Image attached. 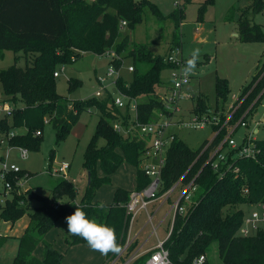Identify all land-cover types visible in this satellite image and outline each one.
<instances>
[{"label": "trees", "instance_id": "16d2710c", "mask_svg": "<svg viewBox=\"0 0 264 264\" xmlns=\"http://www.w3.org/2000/svg\"><path fill=\"white\" fill-rule=\"evenodd\" d=\"M209 4H214V0L200 3L198 21H203V12ZM146 9L157 17L164 16L151 0H0V51L22 49L34 55L26 67L14 63L0 70V81L6 95L4 100L16 105L11 118H0V130L7 133L19 127L25 128L24 133L10 140L11 145L39 151L42 135H36V131L42 130L43 133L46 119L52 123L59 143L88 108L97 107L100 115L96 132L85 151L83 168L87 181L80 191L71 180L63 178L52 190V199L33 191L19 194L20 186H17L18 178L15 176H23L24 171L10 173L12 196L4 205L0 204V221L15 223L22 217L29 218L19 237L13 264H63L65 252L48 242L46 235L77 207L87 214L88 219L114 228L117 243L122 248L130 220L124 204L129 200L131 190L116 187L113 201L104 203V208L98 207L101 201L96 196L102 186L113 184V175L123 164H129L136 170L135 189L149 183L150 178L141 168L146 142L114 129L110 120L119 119L122 115L128 120L131 114L121 113L111 93L103 99L93 97L66 102L57 91L54 72L59 64L78 60L85 52L100 55L115 52L117 56L112 57V62L118 69L127 57L133 58L134 62H151L145 72L134 65L132 81L127 82L120 77L117 85L124 94L138 99V121H153L159 113L166 111L160 91L169 85V81H163L162 71L169 69L170 64L160 55H153L147 44H132L131 32L143 22ZM263 11L264 0H249L241 10L237 20V39L240 42L264 43V25L254 20L255 15ZM168 16L180 27L186 17L184 4L176 5ZM123 21L127 22L126 26L122 25ZM176 45H182V41H177L172 47ZM200 63L197 61V65ZM263 71L264 63L257 67L250 82L244 86L241 96L246 97L235 119L251 105L249 113H252L260 103L264 95V92L260 94L264 75L261 79L259 77ZM80 84L78 79H69V90ZM217 92L227 100L230 88L225 79L218 78ZM192 99L196 112L203 113L210 108L204 93ZM124 122L127 124L126 120ZM100 139L105 143L100 144ZM257 148V159L235 160L241 169L240 175L227 171L221 178L219 172L206 164V155L199 156L201 147L193 149L178 136L172 142L162 174V191L172 186L187 170L186 181L200 172L194 195L198 202L188 214L176 217L170 237L165 242L173 264H192L196 257L207 256L213 242L218 243L224 264H264V226L253 235L239 233L247 216L241 205L251 207L264 203V140H257ZM245 188H248L246 194ZM64 196L68 200L56 208L53 203ZM65 242L67 249L87 243L71 233L65 236ZM40 244L43 247L41 258L34 254ZM128 253H131V248ZM112 255L109 252L106 259ZM149 255L147 252L130 264H143ZM206 264H211L208 257Z\"/></svg>", "mask_w": 264, "mask_h": 264}, {"label": "rangeland", "instance_id": "374dc122", "mask_svg": "<svg viewBox=\"0 0 264 264\" xmlns=\"http://www.w3.org/2000/svg\"><path fill=\"white\" fill-rule=\"evenodd\" d=\"M160 8L163 17H157L150 10L144 12V20L139 23L131 32L132 44L145 43L153 55H160L166 59L171 47L177 42L182 41L183 54L191 57L194 49H200V58L196 65L190 83L185 87L187 94L198 96L204 93L207 96L209 109L216 110L223 115L226 113L222 109H228L232 102L239 97L244 86L250 82L256 73L258 65L264 63V43L240 42L234 35L238 31L237 20L241 10L246 7L249 0H214V4H209L203 12V21H198V12L200 3L205 0H151ZM184 4L186 17L181 26L178 27L173 18L168 15L176 8V5ZM255 22L264 25V11L255 15ZM33 53H26L22 49H4L0 51V70L16 63L18 66L26 67L29 60L33 57ZM112 55L97 54L94 52H85L81 58L75 61L62 63L57 66L60 76L56 78L57 91L63 96L66 102H75L77 100H88L96 96L97 91H101L103 99L107 94L111 93L112 97L117 96L118 89L113 82L122 77L125 81L130 82L133 79V72L128 70L129 65H136L141 72H145L150 68L151 62L135 61L131 57L124 59L123 65L119 68V75L116 73L112 77H108L105 83H100L99 79L107 77L110 68L117 70L118 68L112 62ZM208 57V60L206 58ZM171 77L169 69L162 71V79L168 82ZM218 78L225 79L230 88L227 100L217 92ZM69 79H78L81 84L73 90H69ZM108 89V90H107ZM160 90V88L158 89ZM6 98L3 84L0 81V100ZM0 101V102H1ZM184 112L188 113L193 107L192 98H186L182 101ZM122 114L126 109L120 110ZM99 110L92 106L84 111L80 120L74 124L67 137L57 143L56 131L50 120L45 123L42 133V143L39 151L29 150L27 158L20 155L19 146H10V155L8 157L9 164L14 163L24 171V177H17V186H20L21 192H37L45 198L52 199V190L63 177L59 173H55L52 169L60 166L62 163L71 164L68 171L69 180L78 179L80 185L85 186L87 174L83 168L84 155L86 148L96 132V125L99 120ZM0 118L6 117L0 114ZM249 121L259 122L256 137L258 140H264V95L260 103L254 108L248 117ZM115 120H110L114 124ZM24 128V127H21ZM16 128L18 135L22 134L21 129ZM139 131V130H138ZM247 131V132H246ZM252 128L249 126L246 130L241 126L234 137L238 142H242L245 133L250 134ZM140 133V131H139ZM178 137L186 141L193 149L200 148L206 140L212 137L211 127L206 128H181L176 129ZM1 134V131H0ZM100 144H104L105 140L100 139ZM0 148V154L2 152ZM51 158L53 159L52 162ZM52 163V164H51ZM52 168V169H51ZM29 177H25L26 174ZM136 170L129 164H123L113 176V185H120L131 188L135 181ZM23 178V179H22ZM21 180V184L18 181ZM113 185H106L98 190V195L103 201H113ZM80 186V187H83ZM4 180L0 176V204L2 198H5ZM67 197L61 198L66 201ZM245 214L252 212L250 206L242 204ZM151 210V207H149ZM169 203H165L159 213L154 216L155 225L168 212ZM172 215L166 218V223L160 226L159 234H164L163 229L170 223ZM138 225L148 217L143 213L138 216ZM28 217H22L17 221L14 230L10 231V225L6 221H0V264H13L19 245V240L14 237L15 233L21 231L19 226L27 223ZM140 221V222H139ZM63 227L67 228L65 219H62ZM137 225V227H138ZM264 226V225H263ZM261 226V227H263ZM153 231V225L148 223L144 228L141 237ZM256 231H252V235ZM152 239L156 238L153 232ZM136 247L134 244L133 250ZM147 253V252H145ZM143 253V254H145ZM142 254V255H143ZM141 256V255H139ZM137 256L136 258H138ZM207 257L211 264H224L220 257L217 242H213L208 250Z\"/></svg>", "mask_w": 264, "mask_h": 264}, {"label": "built area", "instance_id": "2783aa9c", "mask_svg": "<svg viewBox=\"0 0 264 264\" xmlns=\"http://www.w3.org/2000/svg\"><path fill=\"white\" fill-rule=\"evenodd\" d=\"M123 26L127 25L126 21L122 22ZM107 55L117 56L115 52H108ZM72 58H75L73 56ZM190 59L183 54L182 45H176L171 48L167 55L166 61L170 64L171 77L169 79L168 87L161 89L162 99L166 111L158 114L153 121L140 122L137 118L138 99L128 96L120 91L117 80L114 85L118 89V95L113 97L114 104L119 109H126L125 113H130L131 116L125 118L122 115L119 119H115L112 124L114 129L129 137H138V139L146 142V147L142 155L141 168L145 175L150 178L149 183L141 189H133L130 193L129 200L124 204L126 213L130 216L128 230L125 242L122 245L121 251L118 254L112 255L104 264H116L117 261L122 260L121 264H130L137 256L142 255L138 253L132 254L127 252L134 246L135 240L140 234L134 231V226L137 221L138 215L141 212H147L148 223L153 225V232L157 235L158 226L153 222L154 214L149 210L151 203L158 201L161 205L169 203L170 213L172 215L170 221L169 232L164 239H158L157 244L150 252L149 257L143 264H173L169 249L165 246L166 240L170 237L175 219L179 216H185L197 204L198 201L194 199L197 190L196 178L199 173L192 176L186 181L189 170H187L172 186L164 189L162 174L167 161V153L178 134L176 129L181 128H206L211 127L213 135L206 140L201 146L200 155H206V164H210L212 168L219 172L222 178L227 171H231L236 175L241 174V169L236 165L235 160L239 158H253L257 159L259 149L257 148V138L252 131L247 134L242 142H238L234 137L237 129L241 126L247 127L249 125L248 117L251 113L252 105L242 114V116L235 119V114L239 110L242 100L246 96H239L236 98L226 115H223L216 110L208 109V111L200 113L194 110L195 104L188 113L184 112L182 101L192 96L187 94L184 89L190 83L193 75L185 76L182 69L186 65V61ZM134 65H129L128 70L133 72ZM119 69L115 70L110 68L107 77L99 79L100 83H105L108 77L114 76L116 73L119 75ZM264 71L259 77L261 79ZM57 78L60 76L58 69L54 72ZM258 81V80H257ZM256 84V83H255ZM254 87V86H253ZM252 89V87H251ZM108 90V89H107ZM264 92V87L260 94ZM96 98L103 97L102 92H96ZM16 109V105L7 100L0 102V114L6 117H12ZM124 113V114H125ZM126 120L127 124L124 122ZM49 120L46 119L45 123ZM140 133H139V131ZM18 134L16 129L0 135V148L4 149V155L0 156V176L4 180L5 198L1 202L5 203L12 196L13 183L9 179L10 173L21 172L22 169L14 163L9 164L8 157L10 155V140ZM36 135H42V130H37ZM20 155L27 158L29 149L19 146ZM231 151H234L231 153ZM231 153V154H230ZM52 169V168H51ZM70 169L69 163H62L60 166L53 168L55 173H59L64 179H70L68 171ZM24 177V175H23ZM25 177H29L27 173ZM23 179V178H22ZM18 183L21 184V180ZM75 184L76 190L81 189L77 179L71 180ZM22 185V184H21ZM20 185V186H21ZM21 191V188H20ZM162 191V192H161ZM244 193H248V188L244 189ZM63 201L59 200L54 202L53 205L57 208ZM264 225V203H259L252 212L247 215L240 228L239 233L243 236L252 234V231H257ZM123 258V259H122ZM207 256L200 255L193 260L192 264H206Z\"/></svg>", "mask_w": 264, "mask_h": 264}, {"label": "crops", "instance_id": "0c3cea01", "mask_svg": "<svg viewBox=\"0 0 264 264\" xmlns=\"http://www.w3.org/2000/svg\"><path fill=\"white\" fill-rule=\"evenodd\" d=\"M204 23V21H203ZM234 35L236 37H238V31L236 33H234ZM172 48V47H171ZM171 51V50H170ZM169 54V53H168ZM259 66V65H258ZM195 95L192 94V98L194 97ZM1 101V100H0ZM193 101V104H195L194 100L192 99ZM234 102L231 103L230 107L232 106ZM230 107L228 109H222L223 111L227 112ZM227 110V111H226ZM249 125L246 128L250 126L252 128V131L254 132V135H256V133L259 131L258 129V125H259V122H255V121H249ZM239 129V128H238ZM237 129V130H238ZM1 131V130H0ZM20 131H22V133L25 132V128H21ZM247 132V131H246ZM5 132L1 131V134H4ZM0 134V135H1ZM247 135V133H245V136ZM244 136V137H245ZM243 137V138H244ZM257 138V137H256ZM4 152L5 150L3 149L0 156L4 155ZM70 169H71V164H70ZM69 169V170H70ZM114 176V175H113ZM73 179H76V178H73ZM78 180V179H77ZM87 181V180H86ZM79 184V183H78ZM114 184V183H113ZM112 184V185H113ZM79 186H83V185H80ZM106 186V185H105ZM120 185L116 184V185H113L114 187V191L116 189V187H118ZM104 186H102L100 189H102ZM122 187L124 188H127V189H130V190H133L135 189L136 187V174H135V181H134V184L131 188H128V187H125L122 185ZM83 188V187H81ZM99 189V190H100ZM114 191H113V194H114ZM39 194V193H38ZM42 196V195H41ZM96 199L101 201V202H104V203H111V202H106V201H103V198L100 197L98 194L96 196ZM68 200V199H66ZM164 206L161 205L160 202L158 201H154L153 203H151L150 207H151V212H153L152 214L157 215L160 211V209ZM251 208H253L252 210H254L256 208V206H251ZM170 210V205H169V209H168V212ZM168 212L165 214L164 217H162L158 223L156 224V226H158V231H157V235H156V238L155 239H152L151 237H153V231L151 233H149L148 235H146L144 238L141 237L142 235V232L144 230V228L147 226V222H148V218L145 219L142 223H139L138 225V220L139 218H137V221L135 223V226H134V231L135 232H139L140 230V234L139 236L137 237V239L135 240V243H136V247L135 249L133 250V247H131L132 249V254L133 253H138V254H142L143 252H147L148 250L150 249H153L155 247V245L157 244V241L158 239H164L166 238L168 232H169V228L171 227L170 226V223H168V225H166V228L163 229L164 231V234L162 233L161 235L159 234V229H160V226L163 225L164 223H166V218L167 216L169 215ZM143 213L145 216H147V212H141ZM139 216V215H138ZM148 217V216H147ZM27 221L29 222V218L27 219ZM171 221V220H170ZM28 222L27 223H24L21 224L19 226V228L21 229V231H18V233H15L14 234V237L17 238L19 240V237L23 234L26 226L28 225ZM140 222V221H139ZM9 223L10 225V231L12 232L16 227V223H11V222H7ZM155 224V223H154ZM138 225V227H137ZM154 229V228H153ZM70 232L68 231L67 228L63 227L62 225V220L59 221L58 225H56L55 227H53L46 235V240L50 243L53 244V246L58 249L59 251H62V252H65V255H64V259H63V264H104V262L107 260L106 259V256L105 255H102L99 251H94L92 250L88 243H80V244H77V245H74L72 246L71 248L67 249V244L65 242V236L67 234H69ZM34 254L37 256V257H42L43 256V247L42 245L40 244L37 249L35 250ZM14 259V258H13ZM123 259V258H122ZM122 260H119L116 262V264H121Z\"/></svg>", "mask_w": 264, "mask_h": 264}, {"label": "clouds", "instance_id": "9594fccd", "mask_svg": "<svg viewBox=\"0 0 264 264\" xmlns=\"http://www.w3.org/2000/svg\"><path fill=\"white\" fill-rule=\"evenodd\" d=\"M199 58L200 49H194L191 58L186 61V65L182 69L186 77L195 73ZM98 207L104 208V202H101ZM64 219L68 231L86 240L92 250L99 251L102 255H107L109 252L118 254L121 251V246L117 243L115 229L99 224L95 219H88L87 214L81 208L77 207Z\"/></svg>", "mask_w": 264, "mask_h": 264}]
</instances>
